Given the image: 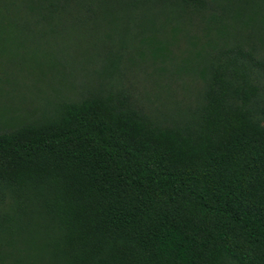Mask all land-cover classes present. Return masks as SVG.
I'll return each instance as SVG.
<instances>
[{
    "label": "trees",
    "instance_id": "trees-1",
    "mask_svg": "<svg viewBox=\"0 0 264 264\" xmlns=\"http://www.w3.org/2000/svg\"><path fill=\"white\" fill-rule=\"evenodd\" d=\"M20 1L41 38L72 24L57 0ZM241 38L212 45L196 103L163 119L96 90L0 132V264H264V57ZM23 214L44 244L19 243Z\"/></svg>",
    "mask_w": 264,
    "mask_h": 264
},
{
    "label": "rangeland",
    "instance_id": "rangeland-1",
    "mask_svg": "<svg viewBox=\"0 0 264 264\" xmlns=\"http://www.w3.org/2000/svg\"><path fill=\"white\" fill-rule=\"evenodd\" d=\"M129 1L57 0L60 22L82 25L69 24L53 41L41 38L45 23H31L20 0H0L8 12L0 32V132L42 121L57 102L96 90L120 92L163 119L196 103L214 43L230 46L235 36H246L250 42L240 43L255 42L264 57V0H206L204 10ZM19 217V243L44 244L41 217ZM10 228L0 217V237Z\"/></svg>",
    "mask_w": 264,
    "mask_h": 264
}]
</instances>
